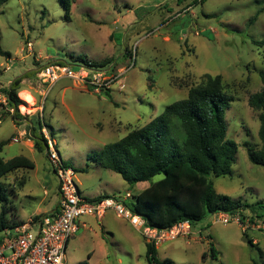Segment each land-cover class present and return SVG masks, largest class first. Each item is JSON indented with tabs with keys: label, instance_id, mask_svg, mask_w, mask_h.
Returning <instances> with one entry per match:
<instances>
[{
	"label": "rangeland",
	"instance_id": "rangeland-1",
	"mask_svg": "<svg viewBox=\"0 0 264 264\" xmlns=\"http://www.w3.org/2000/svg\"><path fill=\"white\" fill-rule=\"evenodd\" d=\"M194 1L75 0L69 20L61 0L0 5V46L11 54L10 59L0 56V143L8 142L1 156L8 160L24 154L35 163L34 170L1 179L0 215L4 206L10 207L2 197L10 198L15 179H26L21 202L15 203L20 216H28L44 198L49 206L57 202L58 182L45 153L31 155L22 151V143L13 142L22 131L25 141L30 126L41 125L50 135L53 129L51 136L64 162L75 170L83 195H136L147 183L131 189L121 175L98 164L97 154L187 98L189 89L204 84L207 75H220L226 93L235 99L225 112L228 139L238 144V152L232 176L211 179L218 194L242 205L239 214L264 217V166L253 164L244 147L260 146V112L250 107L249 98L264 88V0ZM29 43L32 54L22 51ZM84 61L96 63L94 70L127 71L121 80L125 89L114 84L98 95L73 79L42 87L37 76L42 66L59 62L78 73L87 68ZM29 71L34 74L22 81L18 94L24 119L15 121L3 103L5 90ZM23 91L32 94L34 105ZM29 191L35 198L25 196ZM81 220L88 227L71 239L65 264H148L147 239L114 212L101 220ZM213 220L207 215L193 226L190 238L159 245L157 258L173 264H264L258 250L264 254V231L244 232L237 224Z\"/></svg>",
	"mask_w": 264,
	"mask_h": 264
},
{
	"label": "trees",
	"instance_id": "trees-1",
	"mask_svg": "<svg viewBox=\"0 0 264 264\" xmlns=\"http://www.w3.org/2000/svg\"><path fill=\"white\" fill-rule=\"evenodd\" d=\"M8 1L0 0V5ZM61 1L69 20L75 0ZM197 2L195 0L194 4ZM0 56L11 58V54L3 51L1 46ZM84 64L91 68L97 65L89 61H84ZM31 74L34 71L14 79L5 90L9 108L14 110L15 121L24 119L19 111L24 103L18 94L22 81ZM262 80L264 85V76ZM234 100L233 96L226 93L220 75H207L204 84L189 89L187 98L168 105L161 115L147 125L131 130L124 138L106 145L97 154L98 164L121 175L131 189L140 183L149 184L127 203L133 212L145 219L148 226L169 229L186 220L194 226L207 215L221 211L235 214L241 209L242 205L238 201L218 194L211 179L233 174L238 144L228 139L225 109ZM249 105L260 112V146L256 149L250 143H245L244 147L253 164L264 166V88L250 96ZM51 135L54 136L53 129ZM29 136L34 141L35 148L45 152L47 156L48 145L41 125L39 129L30 126ZM7 143H0V181L18 170L35 168V163L24 156L5 160L1 153ZM158 176L161 179L155 181ZM105 197L107 196L98 199ZM2 198L9 204L7 196ZM9 210L8 206H4L2 210L0 232L16 227L8 223ZM248 242L252 247L255 246L253 241ZM258 250L263 257V251ZM211 251L215 256L213 247ZM91 257L90 254L89 259ZM147 261L148 264H173L159 260L157 247L151 242H147Z\"/></svg>",
	"mask_w": 264,
	"mask_h": 264
},
{
	"label": "built area",
	"instance_id": "built-area-1",
	"mask_svg": "<svg viewBox=\"0 0 264 264\" xmlns=\"http://www.w3.org/2000/svg\"><path fill=\"white\" fill-rule=\"evenodd\" d=\"M203 1L198 0L199 3ZM22 51L32 54V44L29 43L27 49ZM87 68L82 66L76 73L70 65L54 62L39 68L37 76L42 87L47 86L50 89L63 79H73L75 84H80L85 90L98 95L109 92L114 84H119L120 90L125 89V84L121 80L127 71L115 72L113 67L105 70H94L88 66ZM8 70L10 67L5 68V71ZM3 103L8 105L7 98ZM9 112L13 114L14 110L9 108ZM42 134L48 145V162L59 182L61 196L59 209L39 220L32 219L14 228L3 230L0 236V264H65L69 242L78 234L81 227L86 225L80 224L81 218L88 216L101 220L109 212H114L156 246L179 238H190L193 235V226L188 220L169 229L148 226L142 216L127 206V203L134 199L129 191L123 195H112L97 200L83 196L74 181L75 170L62 159L55 139L47 128H42ZM26 135V132H22L19 137L13 139V142L19 143ZM213 217L214 223L237 224L244 232L264 231V217L244 218L239 213L222 211L213 214Z\"/></svg>",
	"mask_w": 264,
	"mask_h": 264
},
{
	"label": "crops",
	"instance_id": "crops-1",
	"mask_svg": "<svg viewBox=\"0 0 264 264\" xmlns=\"http://www.w3.org/2000/svg\"><path fill=\"white\" fill-rule=\"evenodd\" d=\"M165 40H168L169 41L170 40V37L169 36H166L165 37ZM24 92L25 91H23L22 93H24ZM25 93H27L32 98V100H33L32 105H34L35 100H34L32 94L31 93H28V92H25ZM41 95H42V93H41ZM22 132H26V131H22ZM19 143H22V151L23 152L30 153L31 155H34L35 152H40V151H38L35 148L34 141L31 140L30 138L27 139V140H25V141H20ZM43 153H45V152H43ZM45 155H46V153H45ZM20 156H24V157H26V158H28L30 160L32 159L29 156H26L24 154H22ZM34 169H32V170H34ZM21 170H28V169H21ZM18 171H20V170H18ZM53 173H54V171H53ZM55 178H56V176H55ZM56 180H57V178H56ZM57 182H58V180H57ZM25 184H26V179L25 178L15 179V181L13 182V185H11L10 188H9L13 192L10 195V198L8 199L9 200V204H10V207L9 208L11 210V212L9 210V212L11 214V216H10L11 218L7 217V219L9 221L8 223H9L10 226H12V225L18 226V225H21L23 223H26V222H28L29 220H32V219L39 220L40 218L44 217L47 214H52V213L57 212L58 209H59V204H60V201H61V196L59 194V182H58L57 202L55 204H51L49 206V202L50 201L48 199L44 198V199H42L39 202V204L36 207L32 208V212L28 216H26V217L20 216V209L16 206L15 203H17L18 201L21 202V199H22V197H21V191L25 190ZM148 186H149V184L147 183L145 185V188H147ZM46 194L48 195V192ZM25 196L27 198H29V199L35 198L34 197V194L32 193V191H29V194L28 195H25ZM83 196H85V195H83ZM102 196H110V195L106 194V195H101V196H97V197H93V198H89L87 196H85V197L88 198V199H90V200H95V199H98L99 197H102ZM82 223H85L86 225H85V227L82 226L81 229H84V228H87L88 227V224H87L86 220L85 221H82L81 220V223L80 224H82ZM103 228L104 229H107L104 223H103ZM81 229H80V231H81ZM79 232H78V234H79ZM156 247H157V250H158L159 246H156Z\"/></svg>",
	"mask_w": 264,
	"mask_h": 264
},
{
	"label": "bare ground",
	"instance_id": "bare-ground-1",
	"mask_svg": "<svg viewBox=\"0 0 264 264\" xmlns=\"http://www.w3.org/2000/svg\"><path fill=\"white\" fill-rule=\"evenodd\" d=\"M24 95H25V94H24ZM27 96H28V95H27ZM28 98H29V100H28V101H29L30 103H33V100H32V98H31V97H28ZM28 98H27V99H28Z\"/></svg>",
	"mask_w": 264,
	"mask_h": 264
}]
</instances>
